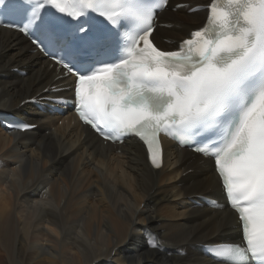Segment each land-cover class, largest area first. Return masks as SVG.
I'll list each match as a JSON object with an SVG mask.
<instances>
[{
  "label": "bare ground",
  "instance_id": "6f19581e",
  "mask_svg": "<svg viewBox=\"0 0 264 264\" xmlns=\"http://www.w3.org/2000/svg\"><path fill=\"white\" fill-rule=\"evenodd\" d=\"M208 1L171 0L161 15L170 27L155 30L156 42L175 48L205 17L188 9ZM180 3L189 5L171 8ZM69 82L21 34L0 27V114L37 124L0 126V264H211L203 245L240 237L213 162L164 140L156 169L134 137L105 144L70 110L51 113L48 98Z\"/></svg>",
  "mask_w": 264,
  "mask_h": 264
},
{
  "label": "snow or ice",
  "instance_id": "6c2138e0",
  "mask_svg": "<svg viewBox=\"0 0 264 264\" xmlns=\"http://www.w3.org/2000/svg\"><path fill=\"white\" fill-rule=\"evenodd\" d=\"M166 3L0 0V11L11 6L19 19L5 26L35 37L74 77L76 112L105 140L138 137L157 169L161 133L213 157L241 242L208 251L217 264H264V0H211L205 25L174 51L154 42Z\"/></svg>",
  "mask_w": 264,
  "mask_h": 264
},
{
  "label": "rangeland",
  "instance_id": "374dc122",
  "mask_svg": "<svg viewBox=\"0 0 264 264\" xmlns=\"http://www.w3.org/2000/svg\"><path fill=\"white\" fill-rule=\"evenodd\" d=\"M187 6H188V5H187ZM187 6H186V7H187Z\"/></svg>",
  "mask_w": 264,
  "mask_h": 264
}]
</instances>
